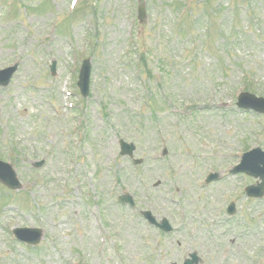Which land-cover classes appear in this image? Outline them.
Masks as SVG:
<instances>
[{"label": "rangeland", "instance_id": "1", "mask_svg": "<svg viewBox=\"0 0 264 264\" xmlns=\"http://www.w3.org/2000/svg\"><path fill=\"white\" fill-rule=\"evenodd\" d=\"M70 3L0 0V69L19 63L0 87V159L24 184L0 193V264H182L191 253L264 264V199H246L255 179L230 174L264 150V115L237 107L247 89L264 97V0ZM84 59L88 98L76 85ZM212 172L222 179L206 184ZM127 193L136 209L119 204ZM142 210L175 231L149 230ZM17 227L44 239L25 247Z\"/></svg>", "mask_w": 264, "mask_h": 264}, {"label": "water", "instance_id": "2", "mask_svg": "<svg viewBox=\"0 0 264 264\" xmlns=\"http://www.w3.org/2000/svg\"><path fill=\"white\" fill-rule=\"evenodd\" d=\"M12 74H13V70L2 72V73H0V80L5 81L4 84H8ZM89 76H90V68H87L83 73L82 81L80 83L81 87L86 92L88 91V84L90 81ZM256 109H258V107ZM263 110H264V108H263ZM122 147L124 149H128L127 145H125V144H123ZM129 150H132V148H130ZM250 158L258 161L260 164H263V168L258 169L260 171V173H255L256 175H258L261 178V180H263V184L258 189L254 188L258 191V194H257L258 196H263V193H264V161H263L261 155L258 154L257 152H253V153H250L249 155H247L245 158V163L248 162L250 160ZM7 176H8V179H7ZM0 180L3 181L4 183L8 184L12 188L18 187V182L15 178L14 172L11 169V166L3 164L1 162H0Z\"/></svg>", "mask_w": 264, "mask_h": 264}]
</instances>
